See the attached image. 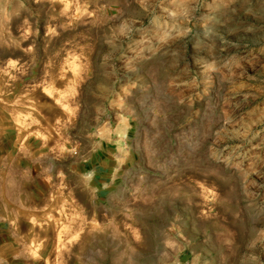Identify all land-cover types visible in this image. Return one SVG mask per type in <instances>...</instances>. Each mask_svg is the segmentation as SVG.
<instances>
[{
    "label": "rangeland",
    "instance_id": "rangeland-1",
    "mask_svg": "<svg viewBox=\"0 0 264 264\" xmlns=\"http://www.w3.org/2000/svg\"><path fill=\"white\" fill-rule=\"evenodd\" d=\"M0 223L27 264H264V0H0Z\"/></svg>",
    "mask_w": 264,
    "mask_h": 264
},
{
    "label": "crops",
    "instance_id": "crops-1",
    "mask_svg": "<svg viewBox=\"0 0 264 264\" xmlns=\"http://www.w3.org/2000/svg\"><path fill=\"white\" fill-rule=\"evenodd\" d=\"M7 230L0 223V264H27L25 260H20L15 252L17 247L6 240Z\"/></svg>",
    "mask_w": 264,
    "mask_h": 264
}]
</instances>
